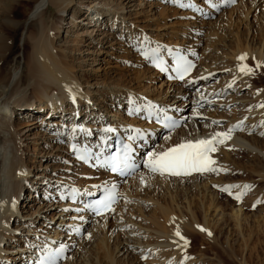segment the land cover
I'll return each mask as SVG.
<instances>
[{
    "label": "rangeland",
    "instance_id": "rangeland-1",
    "mask_svg": "<svg viewBox=\"0 0 264 264\" xmlns=\"http://www.w3.org/2000/svg\"><path fill=\"white\" fill-rule=\"evenodd\" d=\"M3 1L0 0V11ZM6 1L11 4L19 2L23 4L24 1L28 3L27 0ZM34 1L36 2L32 0L25 4L24 8L21 7L19 13V21L25 24L19 31L14 47L15 59L19 61V66L17 65L16 70L12 69L9 74L10 88L28 72L26 56L31 53L30 46L34 41L30 25L35 24L30 22L28 14L39 4ZM40 1V4L43 2L42 13L36 19L40 20V16L44 14V22L51 30L48 37L52 42L50 49L54 51L56 58L70 72L73 79L80 83L82 92H90L88 95L92 110L87 108L85 103L82 104L81 109L87 117L95 114L99 120L126 126L124 121L134 119L124 104L128 102L126 96H132L129 93H134L132 97L143 98L146 101L157 99L158 103L171 106L173 113H178L179 119L180 116H186L181 118L183 121L181 128L161 135L150 148V153H156L158 146L159 151H162L169 145H174L173 143L181 141V136L184 134H189L190 137L192 134L190 132L196 127L208 133L216 128V133L218 130L223 131L225 124L231 120L233 123L236 119L244 118L254 125L264 122V112L261 107L264 101L260 100H264V74L260 73L254 60L258 53L264 54V0H236L235 4L207 18L188 8L175 5L172 3L173 0H72L71 6L64 14L62 13L63 17L56 12L58 7L56 5L54 7L51 1ZM194 1L201 8L205 7L203 0ZM53 12H56V16H53ZM105 12L112 14L106 22L105 19L103 20L104 16L100 15L106 14ZM53 24L60 27L54 30ZM142 37L155 40L156 43L178 47L180 50L185 47L200 56V70L198 69L197 73L202 76L198 78H202L204 74H211L209 78L204 76L208 79L200 84L206 85L205 93L214 95L213 101L211 103L204 101L200 107L201 100H198L197 96L200 98L202 96L199 93L196 95L197 88H194L193 84L184 89L182 84L171 85L154 72L141 60L135 49L134 41L139 40V43ZM239 45L248 47V51L243 52L247 62L244 64L248 65L247 68L251 69V73L245 74V78H237L240 70L235 68V65L237 60H241L238 59L239 57L233 59ZM12 62L9 67L7 66V73ZM205 69L210 72L205 73ZM247 79L251 80L249 83L254 82L250 83L252 87L245 82ZM28 83L23 85L21 97L30 101L22 104L20 110H18L19 106H13V110L9 111L11 114L7 112L10 117L8 126L12 132H9L8 136L13 134L11 145L18 149V152H15L25 164L22 166L23 170L30 173L28 183L32 181V187L38 189L40 196L29 198L32 195L27 192L29 184L25 186L22 206L18 202L21 208H18L20 215L17 214V217L21 221L8 223L10 231L7 232L6 240L1 242V246L4 245L0 251L2 258L0 264L1 261H5V264H19L25 257L24 251H21L25 249L23 248L25 244L28 248H33L40 244L35 240L54 234L62 236L60 240H65L66 237H63L68 235L71 226H76V223L81 225L80 213L77 209L65 206L68 203H62L57 198L53 185L67 184L70 181L84 187L85 184L98 180L92 177V172H86L74 162L71 154L68 153L65 141H61L64 139L61 135L62 130L59 133L55 131L63 127L57 119L61 118L63 113L55 111L54 108L47 109L46 106H43L42 111L41 106L45 105L44 101L33 92ZM257 90L261 91L260 95L255 92ZM15 100H11V105ZM50 106L48 104V107ZM64 106L67 107L64 111V118L67 120L65 123L71 126L72 120L69 119L73 117L72 104L67 103ZM25 110L26 112L23 113ZM49 115L51 117L48 119ZM1 120L7 119L0 117ZM216 121H219L221 126H218ZM194 123L196 124L193 125ZM263 128L249 134L236 135L247 138L264 153V134L259 133ZM226 143L220 145L221 148L211 154V158L216 161L213 167L219 170L210 173L212 175L197 176L195 177L198 178L197 180L170 183L171 189L176 187L175 190H178L177 194L176 192L171 194L170 190L164 189L165 183L163 184L159 179H152L142 169L137 171L129 180L123 182L124 186H121V189L124 190L122 195L125 198L118 204L116 213L106 221L103 219L99 221L97 219V222L90 221L83 228L82 234L72 240L74 244L71 245L66 264H108L110 258L119 260V264H165L169 258L174 264H179L180 259L183 258L187 260H183L186 264H264V202H262L264 160L260 157V153L258 154L259 151L254 153L241 150L238 153L230 148L231 139ZM206 182L212 183L209 185L210 189H213L211 192L201 188ZM40 183L42 185H39ZM227 183L248 186V196L241 202L233 199L242 186L233 191L231 194L233 197L222 194L219 188L224 185L230 186ZM186 188L188 190L192 188L193 192L186 193ZM50 189L51 192L47 193ZM61 189H64V186L59 188L60 191ZM214 194L219 197V206L216 204L210 206V198ZM25 195H29L28 199ZM253 202L255 204H252ZM190 205L191 209H189ZM163 206L174 212L172 214L174 216L167 222L160 209ZM199 207L203 210H198ZM238 208L241 209L239 213H237ZM237 214L239 221L241 223L244 221L241 226H236ZM177 216H182L188 222H193L192 219L195 218L202 226L204 223H209L212 229L210 234V231L204 232L200 226L195 225L194 231L188 230L183 236L180 235L181 241L201 232L203 236L204 234L207 236H205L207 241L201 236L195 241L187 238V244L184 242L182 248L178 249L182 250L184 246L180 258L179 255L174 256L170 248L169 251L168 247L159 244L163 238L165 241L168 239L158 234L160 230L172 229L171 220ZM41 220L44 222H40ZM22 223L25 225L18 226ZM175 233L172 236L178 238ZM180 243L175 242L177 248ZM120 246L121 249L126 246L128 250L126 254L123 255L124 249L117 254ZM145 250H150L152 255L149 259L141 261V255ZM27 253L28 251H25V254Z\"/></svg>",
    "mask_w": 264,
    "mask_h": 264
},
{
    "label": "bare ground",
    "instance_id": "bare-ground-1",
    "mask_svg": "<svg viewBox=\"0 0 264 264\" xmlns=\"http://www.w3.org/2000/svg\"><path fill=\"white\" fill-rule=\"evenodd\" d=\"M49 1L52 2L51 4H53L54 7H55V5H56V7H58L57 10H56V12L58 14H62V13L64 14L66 12V10L72 4L71 3L72 0H49ZM3 2H4V4H3V7H2V11H0V35H1L0 36V117H1V119L3 117L5 119H7V120H4V121L1 120L0 121V251H1V248H2L1 242L6 240L7 232L10 231L8 223L9 222H13L15 220H17V221L20 220V218L17 217V214L20 215L19 211H18V208L20 206H22V202H21L20 206H18L19 196H20L22 191L24 192L26 190V188H25V186L27 185L26 181L29 180L28 179L29 178L28 175L30 174V173H28V172L23 170L22 166L25 165V164H23V161L20 159V156L17 153L18 149L11 145V143H13V138H11V135H13V134H11L10 137L8 136L9 132L10 133H12V132H11V130L9 128L10 126H8L9 125L8 121L10 120L9 119L10 117H8V113L7 112L12 111L13 110V106H19L18 110H20L22 108V104L27 103V102L30 101V99H28V98L21 97L22 96L21 90L24 87L23 85H25V84H27L29 82L28 86H30L31 89H33V92L42 101H44V104L47 107V109L54 108L55 111H57V112L62 111V113H64V111L67 110V107H65L64 105L71 102V104H72L71 111H73V110H74V112L78 111V112H80L81 115H82V112H81L82 110L81 109H82V104L83 103L87 104V108L92 110V108H90L91 107L90 106V104H91L90 100L91 99L89 98L90 95H88L90 92H88V91H86V93L82 92L80 83L77 80L73 79V77L70 75V72L66 68H64V66H62V64L60 63V60H58L56 58V56L54 54V51L52 49H50V44L52 42H50V40H48V37H50L49 33L51 32V30H49V28L46 26V24L44 22V19H43L44 18V14L40 16V18H39L40 20L36 19V17L40 13H42L41 12L42 11L41 7L43 6V4H42L43 2L40 4V2H41L40 0H36V2L34 1L35 3H39V4H37V5L35 4L36 7L35 8L33 7L31 9L30 13L28 14L30 22L32 24L35 23L32 26L30 25V28H31V30L33 32L32 39L34 41H33V44H31V46H30V49H32V50L29 49L31 51V53H29L28 57L26 56L27 62H28V72H27L26 76L22 77L18 82H14V85L12 84L13 87L12 86H11V88L9 87L10 76H11L9 74L13 71L12 69H14V71L16 70L17 65L19 63V61L17 59H15L16 58V54H15L16 50H15L14 47L16 45V40H17V36L19 34V31L24 27V24H25V22L19 21V19H18L20 17L19 13L21 12V7L24 8V5L32 2V0H27L28 3H26L24 1L23 4L20 3V2L18 4H11V3H8L6 0H4ZM111 3L114 4L113 2H111ZM44 7H45V5H44ZM56 12L55 13L53 12L54 14L52 13L53 16L56 14ZM63 14H62V17H63ZM100 15L104 16L103 20L105 19V22H106V20L112 14L106 13V14H100ZM85 22H86V19H85ZM59 24H61V22ZM56 27H60V26H57V24H53V28L52 29L55 30ZM245 46L244 45L243 46L242 45L238 46V50L235 51V53L233 55L234 56L233 59L235 57L238 58V57L242 56L244 51H246V52L248 51V47L247 46L245 47ZM162 47H164V46H162ZM172 47H175V46H172ZM242 47H244V49ZM28 48H29V46H28ZM149 48H150V46L147 47V50ZM176 49L180 50V48H178V47H176ZM26 58H25V60H26ZM11 60H13V62ZM254 60H255L256 64L258 65V68L260 69L259 70L260 73L264 74V54L258 53L257 55H255V59ZM9 61H11L12 64L10 65L11 68H8V72L9 73H7L6 72L7 71V66L11 63V62L9 63ZM244 62H246V59L243 62L237 60L235 68H237L239 70L241 68L239 66H241ZM249 65H250V63H249ZM246 66L248 67L247 64H246ZM204 72L208 73V72H210V70H206L205 69ZM244 75L245 74L240 71V73L237 75V78L238 77L245 78L246 76H244ZM249 81H251V80L249 79ZM249 81L247 79L245 82L249 83ZM252 82H250V83H252ZM256 83L257 82H255V84ZM250 86L252 87V84H250ZM129 94H132V96H133L134 93H129ZM128 96L130 98V95H128ZM128 96H126V97H128ZM259 98H260V96H259ZM13 99H16V100L11 105L10 102ZM133 99L135 100V98H133ZM152 100H154V99H152ZM154 101L157 102L158 100L155 99ZM74 102H76L75 105H74ZM57 103H59L60 105L57 106L58 105ZM48 104L51 105V106L48 107ZM76 104L78 106H80V108L78 110L74 109L76 107ZM42 106H44V105H42ZM42 106H41V110L43 111L44 107H42ZM24 112H26V110L23 111V113ZM260 112H261V110H260ZM262 112H264V107H263ZM262 112H261V114H262ZM9 113L11 114V112H9ZM175 114H177V113H175ZM89 117L90 116L88 115V118ZM181 117L184 118L186 116H181ZM73 118L75 119L76 117L73 116ZM83 119L84 118H82V119L80 118V120L84 121L88 126H93L94 127L92 122L90 124V122L86 121L87 119L86 120L85 119L83 120ZM94 120L97 121V118H95ZM124 120H122V121H124ZM231 121H233V120H231ZM123 123L126 124V126H129V125L132 124V127H133L135 125V120L133 119V120H130V121H127V122L124 121ZM195 124L196 123H194L193 125H195ZM196 128L193 130V132H190V133H192V134H190L191 135L190 137L188 136L189 134L186 132L188 135H186V134L182 135L181 136L182 137L181 141L173 143L174 145H169L165 149L170 148L172 146H176V145H178L180 143H183V142L191 141V140L209 139L215 134V130H216V129L215 130L213 129L214 131H211L210 133H208V132H206L204 130H200V128L199 129L197 128L198 130ZM189 129H190V131H192L191 128H189ZM209 130H211V129L209 128ZM168 142H169V140H168ZM167 144H169V143H167ZM225 144H227V143H224L223 145H225ZM230 146H231L230 148H232V150L237 151L238 153H240L241 150H247L249 152L253 151L254 153L255 152L257 153L259 151L258 154L260 153L259 154L260 157H262L263 160H264V153L262 151H260L258 149V147H256V145L254 146L253 143L249 142L247 140V138L244 139V137L242 138V136L240 137V135L238 136L236 134H232ZM220 148L221 147L219 146V148L217 147L216 150L220 149ZM67 150L69 151V148H67ZM15 151H17V152H15ZM213 153H215V152H213ZM213 153H211V154H213ZM218 170H219V168H218ZM145 173L150 175L152 177V179H159L160 182H162L163 184L165 183V188L164 189H166L167 191L170 190L171 194H173L175 192L177 194L178 190L177 191L175 190L176 187H173V189H171L170 186H169L170 183H173V182H175V183L183 182L184 183L186 181L197 180L198 179V178H195L197 176L192 177V178L180 179V178H169V177H166V176H154V175H151V174H149L147 172H145ZM91 174H93V173H91ZM210 175H212V174H210ZM98 176L102 177L101 174H99ZM105 177L107 178L108 176L105 175ZM106 181H108V180H106ZM35 182H36V180H35ZM95 182H98V180L95 181ZM215 182L218 183V181H215ZM36 183H38V181ZM92 184H94V182ZM211 184H212L211 182H210V184H209V182H206V184H204L203 186L201 185V188L203 187L206 191L209 190L211 192L213 190V189L212 190L210 189L209 185H211ZM39 185H42V183H40ZM216 186H218V185H216ZM216 186H214V187H216ZM193 189H195V188H193ZM196 189H198V187H196ZM61 190H63V189H61ZM188 191H192V188H189V190H188V188H186V193ZM121 193L123 194L124 190L121 189ZM189 194H191V193H189ZM28 197L29 196H27V199H28ZM33 197L36 198L37 196L35 194H32V195H30L29 198L32 199ZM210 199H211L210 200L211 201L210 206L213 205V204H216L217 206H219L220 203H219V197L217 196V194H214L212 196V198H210ZM172 202H175V201L172 200ZM202 205H204V202L202 203ZM64 208L66 210L68 209L67 207H64ZM117 208H118V206L115 207V209H117ZM160 209L162 210V213H163V215H164V217L166 219V222L169 221L172 216H174V215H172V214H174V212L172 210L169 211L168 208H166L164 206L161 207ZM189 209H191V205H190ZM198 210H203V208L199 207ZM240 211H241V209H239L237 211V213H239ZM195 213H197V212H195ZM203 216H205V215H203ZM109 217L110 216L108 215V216H105V217H103L101 219L106 221ZM236 217H237V218H235L236 226H241L244 223V221H243V223H241L239 221V219H238L239 218V214H237ZM192 220H193V222H191V221L188 222V220L182 218V216H177V218H175V219L172 218V220H171L172 229L168 228L169 230L164 229V230L158 231V234L160 236H166L168 240H173L176 243L177 242H181L180 245H178V248H177L175 242L172 241L173 243H171L170 241L168 242V240L165 241L164 238H163V241L161 243H159V244H161V246L168 247L169 251L171 249L174 252V254H175V255L173 254L174 256H178L179 255L178 257L180 258V254L184 250V246H183L182 250H178V249L182 248L181 245L184 244V242H185L184 240L187 241V238L189 240L192 239V240L195 241L196 239L200 238V236H201L204 241H207L206 238H205L206 235L204 234V236H203V234H201L202 232L199 233L198 235L195 234V236H188L183 241L180 240V238H179L180 236H178V238L177 237L175 238V237L172 236L177 231L181 232L182 236L184 235V233L186 234V232L188 230L194 231L195 225L200 226V229L204 228L203 229L204 232L205 231H210V234L212 233L211 232L212 229H211L209 223H204V225H203L204 227H203L202 225H200L201 223H199L195 218H193ZM94 221L97 222V219H95ZM98 221H99V219H98ZM40 222H44V221L41 220ZM210 224H211V222H210ZM24 225L25 224L22 223V225L20 224L18 226H24ZM76 225H78V224L76 223ZM240 229H242V228H240ZM53 236H56L57 239L62 237V236L60 237V235H55V234L52 235V236H49V237H53ZM210 241L212 242V240H210ZM24 243H26L25 240H24ZM134 243H136V242H134ZM137 243L140 244L139 242H137ZM29 244H30V242H29ZM137 246H140V245H137ZM23 248H25V249H22L21 251L22 252L24 251L23 252L24 256H25V251L31 252V251H36L37 250V247L36 248L33 247L34 248L33 249V248H28L27 246L26 247L24 246ZM70 248H72V247H70ZM123 249H124L123 255L126 254L127 251H128L126 249V246H124L122 249H121V246H120L119 249H118L117 254L121 253ZM185 250H186V247H185ZM0 255H1V253H0ZM68 259H67V261H68ZM91 263H93V262H91ZM108 264H119V260H113V258H110L109 261H108Z\"/></svg>",
    "mask_w": 264,
    "mask_h": 264
},
{
    "label": "snow or ice",
    "instance_id": "snow-or-ice-1",
    "mask_svg": "<svg viewBox=\"0 0 264 264\" xmlns=\"http://www.w3.org/2000/svg\"><path fill=\"white\" fill-rule=\"evenodd\" d=\"M232 2H235V0H232ZM181 6H183V4ZM238 59L243 61L246 59V56L242 55ZM156 66L159 67L161 71L166 70L163 66V61ZM192 67L193 65L191 63H189L183 56H180L177 59L174 71L178 74V78L183 80ZM239 70L244 74L251 73V69H248L247 66H243ZM261 107H264V105H261ZM164 126L171 129L178 125L175 121H169ZM73 131H76V129H73ZM107 131L112 132L114 130L107 129ZM232 132L233 129L229 128L227 132H216L210 139H200L195 142L188 141L178 144L175 147L168 149L166 152L159 154L150 153L148 155L146 166L154 173H160L161 175L167 173L173 176L187 175L192 171L200 173L217 171V169L213 167V165L216 164V161L211 158L210 154L216 151L215 146L217 144L225 143L227 140L231 139ZM78 158L85 159L83 155ZM99 166L105 167L112 173H119L120 175H127L128 170L134 169L135 167L131 162L130 152L127 148L122 152L110 155ZM115 187L116 186L113 185L112 191H109L103 199H97L94 202L87 204L86 208L90 209L98 216L103 215L108 211H114L112 206L116 203V197L114 194ZM247 187L248 186H245V188ZM72 191L76 192L77 190L73 189ZM222 191L231 194V186L225 187ZM243 194L244 193H241L234 198L239 200ZM175 235L180 236L181 234L177 231ZM181 239L184 238L181 237ZM185 244H187L186 240ZM40 251L44 253V255L37 258L36 264H57L58 259L62 258L64 247H59L55 251L47 247H42Z\"/></svg>",
    "mask_w": 264,
    "mask_h": 264
}]
</instances>
